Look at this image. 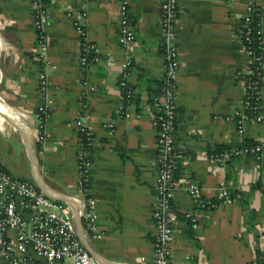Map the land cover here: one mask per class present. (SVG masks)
<instances>
[{"label":"crops","instance_id":"obj_1","mask_svg":"<svg viewBox=\"0 0 264 264\" xmlns=\"http://www.w3.org/2000/svg\"><path fill=\"white\" fill-rule=\"evenodd\" d=\"M119 0H43L50 11L47 28L52 68L48 136L37 143V73L30 0H0V164L12 175L28 179L47 197L70 206L78 239L97 264H155L152 204L157 177V124L146 106L158 91L162 74L160 0H129L127 15L135 31L128 50L118 43ZM172 41L177 50V101L173 130L176 142V188L172 264H244L264 254V157L241 154L220 168L210 150L240 145L233 120L243 109L239 70L246 59L240 41L243 6L264 0H180ZM85 10L87 35L98 51L82 72L79 35L68 11ZM132 60L131 105L120 99L117 80L121 62ZM261 121L247 122L246 140L264 141V63ZM93 90H89V87ZM130 113L127 118L118 111ZM80 120L92 135L88 195L95 200L96 238L85 228L86 197L78 188ZM112 121L114 128L105 125ZM196 182L201 195L192 199L185 185ZM226 187L235 197L209 210L201 200H216ZM47 264L43 259L37 260ZM0 264H2L0 262ZM54 264H64L57 262Z\"/></svg>","mask_w":264,"mask_h":264},{"label":"built area","instance_id":"obj_2","mask_svg":"<svg viewBox=\"0 0 264 264\" xmlns=\"http://www.w3.org/2000/svg\"><path fill=\"white\" fill-rule=\"evenodd\" d=\"M180 0H160L162 74L157 93L151 95L146 103L152 106L157 124V177L152 204L154 222L153 252L155 264H172L171 246L174 239L175 215L171 211L173 191L176 188L175 172L177 169L176 142L173 135L177 101L175 97V78L178 69L177 50L172 41L175 37V24L179 15ZM232 4L235 0H214ZM32 27L35 34V49L39 60L37 73L38 105L36 115L37 143L40 151L48 136L45 120L50 113L48 88L50 85L47 70L52 68L48 55L47 28L51 23L50 11L43 0H30ZM129 0H119L118 43L123 50H128L135 42V31L128 18ZM71 24L79 35L78 63L85 71L96 59L98 51L94 42L87 35L85 10L68 11ZM240 41L244 50L245 69L236 73L242 78L244 87L243 109L234 110L225 119L233 120L240 143L238 147L220 150L208 154L216 165L223 166L228 160L241 154H253L256 159L264 157V141L246 143L247 122L261 121L262 67L264 63V27L261 8L248 2L243 6V15L239 18ZM132 60L126 56L121 62L117 85L120 99L131 105L136 91L130 83ZM89 87V90H93ZM118 116H130L124 108ZM78 130V153L76 158L78 170V188L86 197L83 207L85 228L96 238L102 236L98 232L95 200L88 195L92 161L89 149L92 135L80 120L76 121ZM114 128L112 121L106 125ZM185 190L192 199L201 195V187L196 182H188ZM235 197L226 187L220 189L217 199L201 200L200 205L209 210L220 203L231 204ZM47 264L63 262L64 264H97L77 237L70 206L55 201L42 193L28 179L18 178L10 174L0 164V262L2 264ZM249 264H256L251 262Z\"/></svg>","mask_w":264,"mask_h":264},{"label":"trees","instance_id":"obj_3","mask_svg":"<svg viewBox=\"0 0 264 264\" xmlns=\"http://www.w3.org/2000/svg\"><path fill=\"white\" fill-rule=\"evenodd\" d=\"M159 83H160V81H159ZM246 143H250V141H248V139H247ZM220 150H226V148L220 147V148H216V149H213V150H210V151L216 152V151H220ZM254 262L256 264H264V254H261V253L257 252V257H256ZM244 264H249V263H244Z\"/></svg>","mask_w":264,"mask_h":264}]
</instances>
